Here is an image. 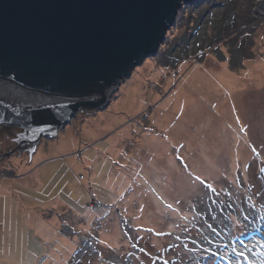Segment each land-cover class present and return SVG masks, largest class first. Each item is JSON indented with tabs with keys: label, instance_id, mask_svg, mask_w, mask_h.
Instances as JSON below:
<instances>
[{
	"label": "rangeland",
	"instance_id": "1",
	"mask_svg": "<svg viewBox=\"0 0 264 264\" xmlns=\"http://www.w3.org/2000/svg\"><path fill=\"white\" fill-rule=\"evenodd\" d=\"M4 166L0 264H264V0L182 4L106 108Z\"/></svg>",
	"mask_w": 264,
	"mask_h": 264
},
{
	"label": "water",
	"instance_id": "2",
	"mask_svg": "<svg viewBox=\"0 0 264 264\" xmlns=\"http://www.w3.org/2000/svg\"><path fill=\"white\" fill-rule=\"evenodd\" d=\"M200 1L0 0V81L13 92L0 125L22 129L7 156L32 157L78 113L106 108L157 55L182 4Z\"/></svg>",
	"mask_w": 264,
	"mask_h": 264
},
{
	"label": "trees",
	"instance_id": "3",
	"mask_svg": "<svg viewBox=\"0 0 264 264\" xmlns=\"http://www.w3.org/2000/svg\"><path fill=\"white\" fill-rule=\"evenodd\" d=\"M257 178H259V174L257 175ZM262 184H263V186H264V179H262ZM264 188V187H263ZM257 198H260V201H259V204H254L253 203V205H252V208H254V210L253 211H259V214L257 213V212H253V219H256V220H258V225H259V227H260V229L261 230H264V192H262V195L261 196H256ZM259 200V199H258ZM257 214V215H256ZM244 232H248L247 233V235L245 236V237H249V236H251L253 233V230L252 231H250L249 230V227L247 226V227H244ZM211 234V233H210ZM205 237H207L208 238V236H206L205 235ZM238 236H235L234 238H237ZM211 239V238H210ZM204 240H205V242H211L210 240H209V238L208 239H206V238H204ZM214 241H215V244H213L212 245V247L214 248V253L212 254L213 256L212 257H214V262H215V260L217 259V258H219V256H220V246H221V244H219V243H217V240H215V238H214ZM89 253H87V255H88ZM202 254V256H203V258L202 259H200L199 260V262H197L196 264H209L208 263V261H207V259H208V255H207V253L206 252H202L201 253ZM205 256V257H204ZM82 259V258H81ZM83 259H84V257H83ZM83 259L82 260H79L78 261V264L80 263V262H82L83 261ZM76 260V258H72L70 261H71V263H73L74 261ZM66 264V263H65Z\"/></svg>",
	"mask_w": 264,
	"mask_h": 264
},
{
	"label": "flooded vegetation",
	"instance_id": "4",
	"mask_svg": "<svg viewBox=\"0 0 264 264\" xmlns=\"http://www.w3.org/2000/svg\"><path fill=\"white\" fill-rule=\"evenodd\" d=\"M3 126H5V125H0V127H3ZM7 127H9V126H7ZM10 127L12 129H15L14 130L15 133L9 139L12 146L8 147L5 150H0V179H6V178L10 177L9 175H7L9 169L6 166H4L5 160L8 161L9 159L15 158L16 156L21 157L23 155H27V158L29 157L28 152H23V153L14 152V153H11L9 157L7 156V153L12 152L17 147L18 143H17L16 139L18 138V135L22 132V129H20V128H17L14 126H10ZM2 139H4V138H2ZM19 169H20V167L18 169L16 168V170H19ZM13 177H17V174L13 175Z\"/></svg>",
	"mask_w": 264,
	"mask_h": 264
},
{
	"label": "crops",
	"instance_id": "5",
	"mask_svg": "<svg viewBox=\"0 0 264 264\" xmlns=\"http://www.w3.org/2000/svg\"><path fill=\"white\" fill-rule=\"evenodd\" d=\"M26 169V168H25ZM24 169V166H21L20 167V169L18 170V172H21L22 171V173L21 174H17V177H14V178H17V179H19L18 180V185H24L26 182H27V178L25 177V175H28L29 173H28V170H25ZM24 171V172H23ZM28 173V174H27ZM13 177V176H12ZM13 178V179H14ZM7 189L9 190V191H11V189H12V193H13V195L14 196H16V195H18V197L19 196H21L22 194H19V193H17V192H15L14 191V186L13 185H8V187H7ZM23 195L24 196H26V197H29L30 199L32 198V197H30V195L28 196L26 193H23ZM73 215L71 216V217H73V218H75V219H82L81 217H78V215L76 216V214H74V213H72ZM78 217V218H77ZM45 257V256H44ZM42 258H43V256H42ZM41 257L39 258V260H38V263H39V261L42 259ZM47 260H48V258H47ZM47 260L45 261V263L47 262ZM37 263V264H38ZM45 263H43V264H45Z\"/></svg>",
	"mask_w": 264,
	"mask_h": 264
},
{
	"label": "bare ground",
	"instance_id": "6",
	"mask_svg": "<svg viewBox=\"0 0 264 264\" xmlns=\"http://www.w3.org/2000/svg\"><path fill=\"white\" fill-rule=\"evenodd\" d=\"M0 90H5V91H8V90H10V92L11 93H13L12 91H11V89H9L8 87H5V84L4 83H2L1 81H0ZM2 94L4 93L5 94V92H1ZM11 98H13L10 94H8V96L6 97V96H4V97H1L0 96V100L1 101H9V99H11Z\"/></svg>",
	"mask_w": 264,
	"mask_h": 264
},
{
	"label": "built area",
	"instance_id": "7",
	"mask_svg": "<svg viewBox=\"0 0 264 264\" xmlns=\"http://www.w3.org/2000/svg\"><path fill=\"white\" fill-rule=\"evenodd\" d=\"M91 206H92V207H95V206H97V204H95L94 202H92V203H91ZM45 260H46V257L42 258V259L40 260V263H39V264H43V263L45 262Z\"/></svg>",
	"mask_w": 264,
	"mask_h": 264
}]
</instances>
